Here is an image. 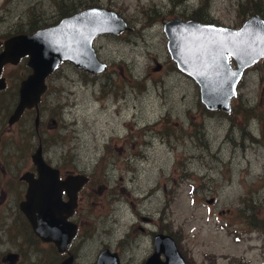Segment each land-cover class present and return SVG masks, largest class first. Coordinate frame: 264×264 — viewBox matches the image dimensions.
<instances>
[{"label": "rangeland", "instance_id": "1", "mask_svg": "<svg viewBox=\"0 0 264 264\" xmlns=\"http://www.w3.org/2000/svg\"><path fill=\"white\" fill-rule=\"evenodd\" d=\"M92 6L115 11L130 29L94 39L102 72L61 63L41 103L44 122L61 121V133L48 135L53 162L90 176L84 221L68 247L73 264H95L105 247L121 264H143L158 232L174 238L187 264H264V58L244 70L230 112L210 110L171 59L163 31V22L195 13L239 28L253 14L264 18V0H0V39ZM24 65L7 74L20 80ZM9 141L4 152L13 155L36 147V137ZM139 215L152 218L146 231ZM23 239L0 234V264L20 245L16 264L60 261L51 245Z\"/></svg>", "mask_w": 264, "mask_h": 264}, {"label": "water", "instance_id": "2", "mask_svg": "<svg viewBox=\"0 0 264 264\" xmlns=\"http://www.w3.org/2000/svg\"><path fill=\"white\" fill-rule=\"evenodd\" d=\"M129 29L128 23L115 11L92 6L65 16L55 24L5 39L0 52V74L4 64H16L25 56L31 69L20 81L18 104L9 122L17 120L25 108L37 105L46 89V77L62 61L89 72H102L106 64L96 55L95 37L100 34L118 36ZM163 31L171 59L180 71L197 83L204 106L230 112L231 99L237 95V85L244 70L264 58V18L256 13L239 28H230L175 17L163 22ZM230 58L235 62L234 67ZM4 87L5 78L0 76V89ZM31 158L39 177L25 176L28 190L20 208L35 234L43 241L53 242L57 251L62 253L76 233L77 225L68 217L77 204V193L88 177L85 173H71L60 180L57 171L44 161L41 147ZM51 189L61 190V195L64 191L68 199L61 197V203H58L59 195L49 193ZM5 259L13 263L16 254H7ZM73 261V256L68 255L59 264H73ZM95 264L121 262L116 251L105 247L99 252ZM143 264L187 263L174 238L158 232L153 237V251Z\"/></svg>", "mask_w": 264, "mask_h": 264}, {"label": "flooded vegetation", "instance_id": "3", "mask_svg": "<svg viewBox=\"0 0 264 264\" xmlns=\"http://www.w3.org/2000/svg\"><path fill=\"white\" fill-rule=\"evenodd\" d=\"M36 29L29 32H21V33H31ZM16 34H20V33H16ZM12 35L15 34H11L6 36L4 39H0V52L3 50L4 47L3 42L5 41V39H7L9 36ZM27 59L28 57L25 56L22 57L16 64H12V63L4 64L0 74L1 77L5 78V82H6L5 88L0 89V204L7 205L6 207L0 210L1 213L0 223L10 219L8 223H3L0 226V234L3 233L4 235L7 236L21 235L24 238L23 244H26L28 242L30 246H34L35 243L37 244V242L39 243L42 242L44 244L51 245L52 248H54L57 251L53 242L43 241L38 235L35 234L29 219L20 208L21 203L26 200V194L28 190V182L25 176L30 175L33 178L39 177L38 168L33 163L31 156L38 147H41L44 161L57 171V176L60 180L68 174L84 173V172H75L69 169L64 170L61 167V163L53 162V157L50 154L51 151L48 150V146L51 143L48 135L51 131L58 129V127H60L59 131L61 133V121L55 118H49L50 116L46 117V121L48 122L43 121L42 115L44 111L42 109L41 103H42L43 95L45 94L46 91L41 95L37 105L30 108H25L17 120H15L12 123L9 122V118L18 104V99H19L18 90H19L20 81L24 79L31 72L30 67L27 65ZM21 61H23L25 64L24 70H26V73L24 74L23 78L17 80L16 75L13 74L11 76L8 75L7 73L8 71L11 70L12 66L15 67L18 66V64L21 63ZM10 78L14 82L12 85H10ZM10 86L12 87L11 93H8L4 97H2L1 93L6 92L7 88H9ZM26 126H27V130L24 129ZM2 136L5 137V141L3 144L1 143ZM22 136L24 137L30 136L28 137V139H33L34 137H36V147L32 153L30 152V149L33 148V146L31 145H29L30 149L28 152H25V148H24V147L27 148V146L25 145L18 146L19 149L18 155H13L11 153L4 152L6 151L4 147L6 141L10 140L9 142L13 144V140L18 137L21 140H25V139L28 140L27 138H24ZM28 153H30L29 158H27ZM86 176L88 177V181L78 191L77 204L73 209L72 214L68 217L70 221H72L77 225V229L74 237L77 235V233H79L80 222L84 221L82 210L80 208L81 206H79V203L80 201L81 202L87 201L92 195L91 188L89 187L86 188V185L90 183V176L87 174ZM52 192L57 193L59 195L58 203H61V197L63 200L68 199L64 191L62 192V195H61V190L60 191L57 189L49 190V193ZM139 218L142 224H138V227L140 228L141 231H146V225L152 222V218L146 215H139ZM148 231L150 232L149 229ZM155 234L156 233L153 234V237ZM70 244L68 245V247L70 246ZM68 247L62 253L57 251V254L61 257L60 261L65 257H67L68 255H72L73 258L75 257L72 251ZM21 248L22 246L20 245L19 249H15L12 251L9 250V252L6 253V255L16 254V259L13 263L5 259L6 255L4 256V261L6 260L5 262H7V264H16L20 259L19 258L20 255H24V252H21ZM25 259H27V264H38L40 261L39 260L38 262H36L34 258L32 259L31 257H26ZM59 262L57 264H59Z\"/></svg>", "mask_w": 264, "mask_h": 264}, {"label": "trees", "instance_id": "4", "mask_svg": "<svg viewBox=\"0 0 264 264\" xmlns=\"http://www.w3.org/2000/svg\"><path fill=\"white\" fill-rule=\"evenodd\" d=\"M251 10L255 11V10H256V7H251ZM65 15H66V14H64L63 17H64ZM191 17H192L193 19H195V20H200V19H201V17H200L197 13H195V14L192 15Z\"/></svg>", "mask_w": 264, "mask_h": 264}]
</instances>
